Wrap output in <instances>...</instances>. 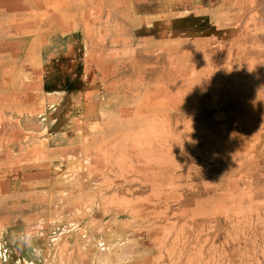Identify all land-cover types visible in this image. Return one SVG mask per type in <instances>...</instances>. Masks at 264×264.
Returning a JSON list of instances; mask_svg holds the SVG:
<instances>
[{"label": "rangeland", "instance_id": "374dc122", "mask_svg": "<svg viewBox=\"0 0 264 264\" xmlns=\"http://www.w3.org/2000/svg\"><path fill=\"white\" fill-rule=\"evenodd\" d=\"M0 264H264V0H0Z\"/></svg>", "mask_w": 264, "mask_h": 264}, {"label": "flooded vegetation", "instance_id": "af4514ba", "mask_svg": "<svg viewBox=\"0 0 264 264\" xmlns=\"http://www.w3.org/2000/svg\"><path fill=\"white\" fill-rule=\"evenodd\" d=\"M58 87V86H57ZM55 92V91H54ZM56 92H60V91H56ZM63 93H66L65 91H63ZM64 96V95H63Z\"/></svg>", "mask_w": 264, "mask_h": 264}]
</instances>
